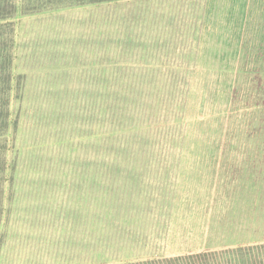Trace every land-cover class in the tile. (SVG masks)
<instances>
[{"label": "rangeland", "instance_id": "1", "mask_svg": "<svg viewBox=\"0 0 264 264\" xmlns=\"http://www.w3.org/2000/svg\"><path fill=\"white\" fill-rule=\"evenodd\" d=\"M199 2L17 15L0 264H172L264 243V0L236 28L229 76L192 106L191 70L216 49L197 54Z\"/></svg>", "mask_w": 264, "mask_h": 264}, {"label": "trees", "instance_id": "2", "mask_svg": "<svg viewBox=\"0 0 264 264\" xmlns=\"http://www.w3.org/2000/svg\"><path fill=\"white\" fill-rule=\"evenodd\" d=\"M118 1L122 0H0V226L6 211L4 205L5 193L8 189L6 185L8 184L11 189L16 179L17 157L12 159L14 161L13 167L10 166V155L16 147L14 144L16 137L14 136L18 128V119L13 118L12 106L14 101L22 99L25 85L22 74L14 72L15 18L18 14L30 15L75 5H100L111 2L117 3ZM199 5L204 10V18L201 21L202 17L199 16V21L194 26L199 42L196 44L198 47L197 54L202 51V46L206 50L210 45H212L211 47L216 45V49H211L213 51L209 52L213 58L209 67L211 69L197 64L191 70L192 80H190V84L186 81L188 76L182 80L181 78H173L177 82H184V84L185 81L187 82L186 85H188L191 96L186 99V105L192 106L197 104L202 106L204 101H207L208 93H212L215 71L218 72L219 81L229 76L232 70L236 28L242 25V31L245 33L248 27L247 20L252 10L251 0H200ZM183 6H185L184 3ZM201 62L198 61L202 64ZM113 106L116 110L115 105ZM212 111L214 113V108ZM195 122H191L190 125ZM208 122L211 124L209 131L211 134L208 136H211L213 134V117H210ZM201 125L203 124H197L196 129L198 131ZM190 132L191 128L186 134L187 137ZM11 141L13 144H10ZM172 264H264V243L244 245L234 249L190 253L173 258Z\"/></svg>", "mask_w": 264, "mask_h": 264}]
</instances>
